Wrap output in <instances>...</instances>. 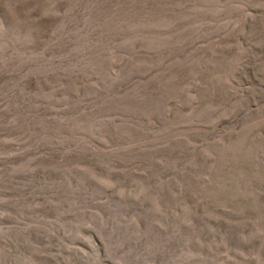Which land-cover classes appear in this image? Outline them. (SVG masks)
Listing matches in <instances>:
<instances>
[{
    "label": "rangeland",
    "instance_id": "1",
    "mask_svg": "<svg viewBox=\"0 0 264 264\" xmlns=\"http://www.w3.org/2000/svg\"><path fill=\"white\" fill-rule=\"evenodd\" d=\"M0 264H264V0H0Z\"/></svg>",
    "mask_w": 264,
    "mask_h": 264
}]
</instances>
